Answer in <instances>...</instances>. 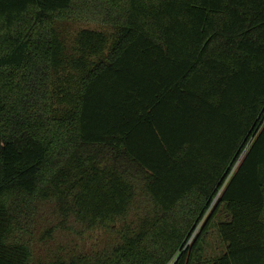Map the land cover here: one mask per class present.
Returning a JSON list of instances; mask_svg holds the SVG:
<instances>
[{"label":"trees","instance_id":"trees-1","mask_svg":"<svg viewBox=\"0 0 264 264\" xmlns=\"http://www.w3.org/2000/svg\"><path fill=\"white\" fill-rule=\"evenodd\" d=\"M0 264H264V0H0Z\"/></svg>","mask_w":264,"mask_h":264},{"label":"rangeland","instance_id":"rangeland-1","mask_svg":"<svg viewBox=\"0 0 264 264\" xmlns=\"http://www.w3.org/2000/svg\"><path fill=\"white\" fill-rule=\"evenodd\" d=\"M220 217H221V216H220ZM193 238H194V237H193ZM193 238H192V239H193ZM192 239H190L188 245H190V243H192ZM209 244L212 245V250H221V249H220V246L218 245V242H217L216 239L213 238L212 240H210V241H209Z\"/></svg>","mask_w":264,"mask_h":264}]
</instances>
